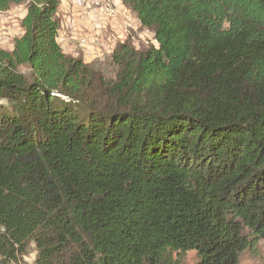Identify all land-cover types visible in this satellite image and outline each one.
<instances>
[{"label": "trees", "instance_id": "obj_1", "mask_svg": "<svg viewBox=\"0 0 264 264\" xmlns=\"http://www.w3.org/2000/svg\"><path fill=\"white\" fill-rule=\"evenodd\" d=\"M156 46L113 77L63 52L61 0L0 49V264H238L264 243V0H121ZM25 68V74L20 69Z\"/></svg>", "mask_w": 264, "mask_h": 264}, {"label": "rangeland", "instance_id": "obj_2", "mask_svg": "<svg viewBox=\"0 0 264 264\" xmlns=\"http://www.w3.org/2000/svg\"><path fill=\"white\" fill-rule=\"evenodd\" d=\"M114 3V0H113ZM115 5V3H114ZM125 7V6H124ZM126 8V7H125ZM24 6H13L7 12H0V49L11 51L13 48V42L16 38L20 37L22 31L20 30L19 21L24 11ZM127 9V8H126ZM75 10V9H74ZM84 16V23L88 24V30L80 31L77 27V22L75 21V17H71L69 19H65L64 29L70 32H75V38H73L72 42L74 44V55L72 57H82V59L88 61L87 64L92 65L94 68L100 70L105 77L112 78L113 77V67L111 66L110 56L115 46L119 43L124 42L126 39H129L130 44L136 50H146L150 46H156V42L153 38V34L151 31L144 29L138 23V20L130 14L132 13L127 9V15H131L133 17V25H136L134 28L124 27L122 23L118 20V25H114L113 18L103 17L96 12L89 11H79ZM130 12V13H129ZM115 17L118 14L115 6ZM133 14V13H132ZM130 18L132 19V17ZM81 18V17H80ZM73 19V20H72ZM136 19V20H135ZM73 24L72 26H68ZM122 26V27H121ZM71 27L75 28V31L71 29ZM61 28V27H60ZM117 33H122L125 37L121 38L118 36L116 42L109 46L104 47V43L107 41L106 36L112 38L111 35H116ZM72 34V33H71ZM86 38L88 41V45L84 48L79 46L78 40L80 38ZM122 39V41H120ZM110 41V40H109ZM100 44V46H95V44ZM92 47V48H90ZM91 52V59L86 56V52ZM72 54V53H71ZM71 54H68L71 56ZM88 55V54H87ZM21 72L27 74L28 70L25 68L20 69ZM36 257V251L33 243L28 246L26 254L19 259L16 264H34ZM197 257L195 252H187L184 255L182 264H196ZM14 264V263H12ZM238 264H264V243L259 242L254 249L246 250L243 252L238 259Z\"/></svg>", "mask_w": 264, "mask_h": 264}, {"label": "crops", "instance_id": "obj_3", "mask_svg": "<svg viewBox=\"0 0 264 264\" xmlns=\"http://www.w3.org/2000/svg\"><path fill=\"white\" fill-rule=\"evenodd\" d=\"M114 3H115V6H116V10L118 11L117 16L116 17L114 16V18H113L114 25H118L117 22L119 20L122 23V26H124V27L127 26L129 28H134L133 30H135V28H136L135 26L136 25H133L134 24L133 23V21H134L133 17L135 18L134 14L129 12L133 16L132 17L130 15L132 17V19H131L130 16L127 15V12H126L127 9L122 4L121 0H114ZM24 14H25V9L23 11V14H22L20 20L23 18ZM71 15H72V17H75V21L77 22V27L79 28L80 31L88 30L89 26H88L87 23H84L83 14L80 13V12H76L71 7L69 0H61L60 7H59V10H58V13H57V17H58V19L60 21V27H61L58 30L57 41H58V43H59V45H60V47H61V49L63 50L64 53H66V54H71L72 53L71 56L72 55L75 56L76 53L73 52L75 49H74V44H73L72 40H73V38H75L76 33L75 32H70L68 30H65L64 27H63L64 23H65V19H69L71 17ZM19 23H20V21H19ZM137 24H139V22ZM71 29L73 31H75L74 27H71ZM20 30H21V28H20ZM115 32H116V35H111L112 38L106 36L107 41H105V38H104V43L101 41V43L104 44V47H109V46L113 45L116 42L118 36H120L121 38L125 37L122 33H117V31H115ZM120 41H122V39ZM95 46H98V44H95L94 47ZM90 48H92V47H90ZM86 56H88V58L91 59L92 58L91 57V52L87 51L86 52ZM82 57L84 58V55ZM83 61L85 63L88 62V61H86L84 59H83Z\"/></svg>", "mask_w": 264, "mask_h": 264}, {"label": "built area", "instance_id": "obj_4", "mask_svg": "<svg viewBox=\"0 0 264 264\" xmlns=\"http://www.w3.org/2000/svg\"><path fill=\"white\" fill-rule=\"evenodd\" d=\"M73 9L79 11L96 12L103 17L112 18L115 16V5L113 0H69ZM139 22V21H138ZM70 24L68 26H72ZM79 46L84 48L88 45L86 38L82 37L78 40ZM98 46L100 44L98 43Z\"/></svg>", "mask_w": 264, "mask_h": 264}]
</instances>
